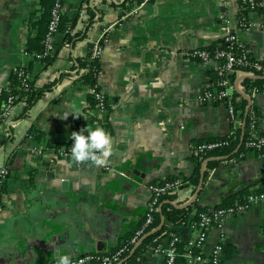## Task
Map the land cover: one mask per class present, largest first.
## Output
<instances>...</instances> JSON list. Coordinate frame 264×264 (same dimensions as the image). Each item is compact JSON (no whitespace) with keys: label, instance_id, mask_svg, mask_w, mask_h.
Masks as SVG:
<instances>
[{"label":"crops","instance_id":"0c3cea01","mask_svg":"<svg viewBox=\"0 0 264 264\" xmlns=\"http://www.w3.org/2000/svg\"><path fill=\"white\" fill-rule=\"evenodd\" d=\"M134 1L62 0V22L72 28L58 29L48 60L39 52L42 0H0V87L8 88L19 68L34 87L49 85L29 106L23 100L13 104L0 138V164L8 170L0 196V264H56L112 252L145 216L150 181L190 176L194 144L237 127L242 134L246 108L256 118L250 133H264V89L246 90L243 81L250 78L241 80L252 75L227 72L237 110L231 120L224 103L199 98L216 90L218 61L185 54L220 40L229 19L238 43L264 61V10L240 19L237 0H150L115 24L98 58L97 82L106 102L102 110L88 109L89 86L80 79L86 67L79 61ZM86 126H102L111 137L107 166L77 165L55 151ZM31 129L36 137L28 134ZM230 160L207 171L194 201L199 207L211 209L262 178L264 156L255 150ZM193 193L189 187V200ZM183 200L175 194L172 203ZM175 229L187 244L197 233L189 221ZM218 244L222 264H264V202L247 203L244 211L209 227L198 248L207 256ZM138 264H165L164 256L148 247ZM182 264L199 263L186 258Z\"/></svg>","mask_w":264,"mask_h":264},{"label":"built area","instance_id":"2783aa9c","mask_svg":"<svg viewBox=\"0 0 264 264\" xmlns=\"http://www.w3.org/2000/svg\"><path fill=\"white\" fill-rule=\"evenodd\" d=\"M231 0H223L226 4ZM249 7L262 6L264 7V0H243ZM150 2V0H139L134 1V3L130 6L129 10L123 11V14L120 15L119 19L108 25L102 32V35L99 39L95 40L90 49V58H99L102 53L103 43L106 41L104 38L106 32L112 28L115 24H121V21L125 18L132 16L138 12V10ZM63 11V3L62 0H55L52 10L51 16L48 22L47 31L44 37V54H49L53 51L54 48V35L58 31V25L60 22V14ZM242 23V22H241ZM240 23V25H241ZM224 33L221 39L224 42L228 43V48H217L213 51L212 55H209L208 51L203 48H194L190 51L185 52V54H189L193 57L200 59L201 62L207 63L209 60L214 59L218 61L217 65V79H216V90H206L200 95V99L202 101L216 100L224 103L226 105L229 117L231 120L236 118L237 110L235 108L234 101L230 95V90L232 88V83L227 77V72L229 71H237L238 73L251 74V75H264V61L254 58L250 55L249 50L241 46L233 28V24L229 19L225 20ZM103 41V43H102ZM236 51V52H235ZM40 56V55H38ZM20 72L19 74H21ZM7 89L6 87H0V93ZM264 89V88H263ZM89 90L94 93L96 98L98 99V109L102 110L104 108V93L101 90H96L95 87H91ZM15 95H8L5 102L1 104L0 107V138L1 136H5L6 132V124L9 123L10 119V110L14 104ZM256 127V118L252 115L249 131L255 129ZM253 136V135H252ZM254 140H248L246 145L252 147L254 150H259L264 144V133L259 135L258 137L253 136ZM228 141H215V142H204L197 145L194 148L196 153L200 154V158L205 160L208 158L204 153L207 149H213L219 147L223 144H227ZM58 156H62L66 159H72L71 157V149L65 148L64 145L56 148L55 150ZM74 160V159H73ZM75 161V160H74ZM91 161V160H88ZM232 163H235L236 160L231 159ZM86 161L77 162V165H80ZM101 166H107L106 161ZM8 170L6 166L0 164V189L1 184L4 178L6 177ZM151 196L148 203V208L145 213V220L143 224V228L150 225L152 223L153 213L157 210L158 198L161 194L165 192H173L177 196H183L184 203L189 200V187L188 182H183L181 178H176L173 181L165 182L159 186L149 185ZM188 199V200H187ZM256 202H264V192L255 193L252 192L248 198L247 203H256ZM247 203L240 204L235 203L232 206L228 207H220V208H211L206 212H202L199 214V221L195 226L197 233L194 239L190 240L187 244V247L191 249L192 247H200L205 241L207 237V230L212 225V223L220 224L227 216L232 214H237L245 210L247 207ZM154 227L150 228L149 231L153 230ZM142 234V231H138L137 235ZM165 235V233H164ZM139 236H135L131 239L132 243H135L138 240ZM158 240V243L154 250L164 256L165 264H176V259L178 256V252L176 250V243L179 238L176 234L170 233L167 236H164ZM126 247H120L112 252L105 254H96V253H86L79 256L70 257L67 260L60 261L56 264H117L124 259L123 254L125 253ZM221 247L220 245H215L211 250V253L207 256L202 254H191L189 251L185 254L187 259L191 258L196 260L199 264H220V254ZM121 264H131L127 263V261H123Z\"/></svg>","mask_w":264,"mask_h":264},{"label":"trees","instance_id":"16d2710c","mask_svg":"<svg viewBox=\"0 0 264 264\" xmlns=\"http://www.w3.org/2000/svg\"><path fill=\"white\" fill-rule=\"evenodd\" d=\"M126 1V0H125ZM139 1V0H136ZM55 0H42V11L43 14L45 13V22L43 25V34L41 37L42 44L39 47V52H41V55H45V59L48 58L50 60L48 54H44V37L47 31L48 27V22L51 16V10L53 7ZM239 3V9H238V17L242 19L247 11L250 10H264V7L262 6H255V7H249L248 4H246L243 0H237ZM124 3V2H122ZM121 3V4H122ZM62 14H60V22L58 25L59 28H72V23H63L62 22ZM242 21L239 20L238 23H241ZM217 48H228V43L224 42L223 39L220 40H215L212 42L210 45L203 47L204 50L208 51L209 55L213 54V51ZM236 52V51H235ZM79 65L85 66L86 70L81 74L80 79L89 86V89L91 87H95L96 90H101L100 86L98 85L97 82V76H98V58H90V52L88 55L79 61ZM22 72L21 74H19ZM227 77L229 80L232 82L233 75L227 73ZM244 88L246 90L254 87L257 90H262L264 88V80H254V79H245L243 81ZM49 85H45L43 87H34L31 81H29L28 76H27V71L25 69H16V71L11 75L10 77V85L8 86L7 89H4L0 93V99L1 102H5L6 98L8 95H15L16 97L14 98V103L19 100H23L26 102V106H29L32 101H34L45 89H47ZM106 99L104 96V105H105ZM98 99L94 95L91 90H89V104H88V109H93L95 107H98ZM236 107V106H235ZM253 110V109H252ZM252 114L248 113L246 115L245 119V126L243 133L241 134V127H237L236 129H230L229 133L227 135H224L219 138H213V139H206V140H201L194 144L193 149L204 142H215V141H228L227 144H223L219 147L213 148V149H207L205 151V155L208 157H215L218 159H213L209 160L206 164V170L204 172V177H203V183L202 187L204 184V181L207 177V171L209 169H212L216 167L218 164L222 162L224 158L226 159H234L238 161L240 158H242L243 153L245 150H254L252 147H249L246 145V142L250 140H254L255 138L252 136V134L249 131V124L251 120ZM28 134L32 137H36V133L34 129H31ZM242 137V140H241ZM72 143V140L71 142ZM64 145L65 148L71 149V144H60V146ZM258 154L264 156V144L259 150H255ZM195 152V151H194ZM218 156V157H217ZM193 161H194V168L190 176L188 177H183L181 180L183 182H188V184L191 187V191L194 192L195 188L198 184L199 181V176H200V168L202 164V159L200 158V154L195 152V156H193ZM7 177V175H6ZM5 177V178H6ZM4 180L2 181L1 184V189H0V196L1 192L4 187ZM176 178H179L177 176L169 175L164 179H159V180H152L149 182V185L152 186H159L164 184L165 182H170L175 180ZM256 187H255V186ZM254 185H248L245 186L243 189H241L238 193L231 197L225 198L221 203L215 205L213 208H220V207H228L232 206L235 203H240V204H245L247 203V198L248 196L252 193H260L264 192V172L263 176L260 180H258ZM175 199V193L173 192H165L161 194L158 198V204H157V210L153 213L152 216V223L146 227L143 228L145 216H143L140 221L137 223V225L131 227L126 233H124L120 237L119 245L117 247H126L125 253L123 254L124 258H126L135 243L142 237L148 234L150 231L149 229L152 227H156L160 224L161 218H163V224L162 227L154 231L148 235H146L140 244L134 249L131 255H129L128 259L126 260L127 263L131 264H138L140 262L141 257L143 256V253L146 251L148 247H152L153 249L156 247L158 240L164 236L169 235L170 233L176 234V229L175 226L180 224V223H186L189 221L192 225H195L199 221V214L202 212H206L209 210L207 207H199L196 202H193L185 207L182 208H177L175 207L174 201ZM160 208V210H159ZM194 213L193 216H190V213ZM217 223H212L211 226L216 225ZM210 226V227H211ZM138 231H142V234H138ZM165 233V235H164ZM135 236H139L138 240L135 243L131 242V239L134 238ZM116 250V249H115ZM176 250L178 252V256L176 259V264H182L184 261H186V256L185 254L189 251L192 255L193 254H202L199 250L198 247H192L189 249L187 247V243H182L180 240L176 243ZM203 255V254H202ZM220 264H222L220 262Z\"/></svg>","mask_w":264,"mask_h":264},{"label":"clouds","instance_id":"9594fccd","mask_svg":"<svg viewBox=\"0 0 264 264\" xmlns=\"http://www.w3.org/2000/svg\"><path fill=\"white\" fill-rule=\"evenodd\" d=\"M70 136L71 157L77 162L91 160L102 164L113 150L111 137L102 126H86L79 131H72Z\"/></svg>","mask_w":264,"mask_h":264},{"label":"water","instance_id":"95a60500","mask_svg":"<svg viewBox=\"0 0 264 264\" xmlns=\"http://www.w3.org/2000/svg\"><path fill=\"white\" fill-rule=\"evenodd\" d=\"M245 78H250V79H254V80H264V75L243 76V77H241V80H242V79H245ZM241 94H242L245 98H247L248 101H250V98H249L246 94H244V93H241ZM247 112H248V108H246L245 111H244V118H243V122H242V129L244 128V125H245V119H246ZM242 132H243V131H242ZM241 140H242V137H241ZM213 159H218V158H215V157H209V158H206V159L202 162V164H201V168H200L199 181H198V184H197V186H196V188H195V191H194L193 195L191 196L190 200H189L188 202L184 203V204H174L175 207H177V208H182V207H185V206H187V205L193 203V202L196 200V198L198 197V194H199V192L201 191V188H202L204 172H205V170H206V167H205V166H206V164H207V162H208L209 160H213ZM159 210H160V208H159ZM162 224H163V218H161V220H160V224H159L158 226H156L153 230H151L148 234H150V233H152V232H154V231L159 230V229L162 227ZM148 234H146V235H148ZM146 235H145V236H146ZM145 236H142V237H141V238L135 243V245H134L133 248L131 249L129 255L132 254V252L134 251V249L140 244V242L142 241V239H143ZM129 255H128L126 258H124L122 261H120L119 263H117V264H121L123 261H126V260L128 259V257H129Z\"/></svg>","mask_w":264,"mask_h":264}]
</instances>
